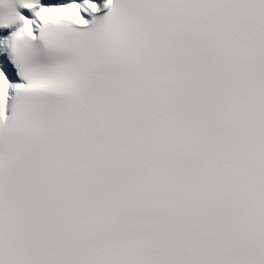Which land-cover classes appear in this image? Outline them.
I'll use <instances>...</instances> for the list:
<instances>
[{
	"label": "snow or ice",
	"instance_id": "snow-or-ice-1",
	"mask_svg": "<svg viewBox=\"0 0 264 264\" xmlns=\"http://www.w3.org/2000/svg\"><path fill=\"white\" fill-rule=\"evenodd\" d=\"M0 264H264V0H0Z\"/></svg>",
	"mask_w": 264,
	"mask_h": 264
}]
</instances>
